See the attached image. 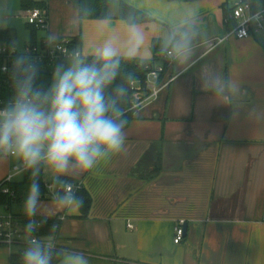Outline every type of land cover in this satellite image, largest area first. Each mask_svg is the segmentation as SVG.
I'll return each instance as SVG.
<instances>
[{
    "label": "crops",
    "instance_id": "obj_1",
    "mask_svg": "<svg viewBox=\"0 0 264 264\" xmlns=\"http://www.w3.org/2000/svg\"><path fill=\"white\" fill-rule=\"evenodd\" d=\"M27 1L47 8L48 30L37 33V41L50 33L56 41L80 37L78 51L89 58L114 32L123 39L122 3L151 19L140 23L148 43L175 10L188 5L107 0L111 21H81L79 0ZM240 1L198 0L205 39L192 65L185 71L164 61L166 70L157 85H168L135 111L126 128L127 152L95 172L70 178L81 184L92 204L87 217L79 208L46 219L61 222L57 237L50 239L59 248L83 251L89 264H264V35L221 42L236 26V21H225ZM248 1L253 12L264 9V0ZM105 23L111 27L99 31ZM26 26L30 35L25 47L32 35ZM147 56L145 62L154 61L153 50ZM206 64L239 80L245 93L233 103L241 107L217 103L201 90ZM10 168L0 167V183ZM26 179V173L13 177L10 184L20 194L10 208L0 203V217L24 216ZM39 182L44 207L50 203L45 186L51 181L41 175ZM35 218L45 220L40 214ZM181 221L185 238L177 245L175 230ZM16 252L18 248L0 243V264H11Z\"/></svg>",
    "mask_w": 264,
    "mask_h": 264
},
{
    "label": "clouds",
    "instance_id": "obj_2",
    "mask_svg": "<svg viewBox=\"0 0 264 264\" xmlns=\"http://www.w3.org/2000/svg\"><path fill=\"white\" fill-rule=\"evenodd\" d=\"M245 9L244 22L261 20L260 11L249 16ZM104 19L111 21L112 17ZM125 23L123 39L114 32L90 58L73 50L55 65L47 85L40 82V66L25 44L16 40L9 47L13 55L11 95L0 107V167L11 165L9 178L30 175L22 205L27 223L20 264H89L83 251L58 249L53 240L34 235L41 223L35 217L40 214L46 220L57 211L79 209L83 199L70 178L95 172L127 152V118L122 105L128 89L124 80H118L125 64L143 62L155 49V55L186 71L205 39L206 22L198 11V0H188L186 8L175 10L155 30L151 43L135 19ZM8 26L7 20L0 22V30ZM109 27L105 23L98 30ZM56 43L54 33L45 39L48 48ZM200 81L201 90L211 93L215 102L241 107L233 103L245 93L238 79L225 78L206 64ZM41 175L51 181L50 203L44 207L40 203Z\"/></svg>",
    "mask_w": 264,
    "mask_h": 264
},
{
    "label": "built area",
    "instance_id": "obj_3",
    "mask_svg": "<svg viewBox=\"0 0 264 264\" xmlns=\"http://www.w3.org/2000/svg\"><path fill=\"white\" fill-rule=\"evenodd\" d=\"M247 7L249 16L254 14L252 10L251 3L248 0H241L231 12L228 13L226 23L231 21H236V26L233 27L231 33L225 39L221 40L224 42L228 40L229 37H235L237 39H246L253 36L264 35V9L260 10L261 20L256 22L252 19H248L247 22H244L246 16ZM23 17L27 20L28 25L33 26L39 31L48 30V15L44 10L33 9L27 10L23 13ZM72 41L68 37L62 38L57 41L54 48H48L45 44V40L37 41V43L31 44L28 43L26 49L29 53L36 59L40 66L48 65L49 68H52L59 62H63L66 57L73 51L72 50ZM0 56L5 59V64L0 66V73L2 75H7L11 69L10 64H12L13 55L9 52V47L5 45H0ZM162 58L160 61L154 59L153 62L148 63L145 66L146 78L143 83L133 81L131 83V89L133 91L132 98V109L137 110L144 104L149 101L151 98L156 97L162 88L167 87L168 83H165L164 86L160 87L157 85V82L160 80L161 76L165 73V64ZM152 90L151 92L149 90ZM7 102L0 98V107ZM10 175L6 177L4 182L6 185L1 189V193L5 195H10L13 198L14 192H12L8 185L12 182L13 178H9ZM73 184V183H72ZM46 184V188L48 189ZM77 191L82 189L81 184H74ZM37 221H40L38 230L34 235L38 236L37 233L42 228L46 220H40L35 218ZM27 222H24L22 218L15 217L13 214L8 213L0 217V243L8 247H16L18 251L23 250L25 247V239L23 233V226ZM132 228V226H130ZM185 238V222L181 221L177 224L175 230V244L179 245L184 241ZM57 246V245H56ZM58 247V246H57Z\"/></svg>",
    "mask_w": 264,
    "mask_h": 264
},
{
    "label": "trees",
    "instance_id": "obj_4",
    "mask_svg": "<svg viewBox=\"0 0 264 264\" xmlns=\"http://www.w3.org/2000/svg\"><path fill=\"white\" fill-rule=\"evenodd\" d=\"M169 1H181V2H188V0H169ZM23 9L25 10H33V9H41L47 12V8L41 3H32L27 0H23ZM108 16V8H107V0H79V18L81 21L83 20H105L104 18ZM120 18L122 20L128 19H135L138 23H146L150 22L151 19L147 16L143 15L142 13L134 10L133 8L127 6L126 4H121L120 6ZM32 35L29 40V43L36 44L37 37L36 34L42 31L35 29L33 26H30ZM69 40L72 41V50H78L81 46V38L80 37H68ZM46 37H43L42 40H45ZM13 42V32L12 30H5L0 31V45H5L10 47ZM154 59L157 61L161 59L158 55H155V49H153ZM5 59L0 56V66L5 64ZM148 62H137L131 61L125 64L123 68V73L118 80H124L126 87L128 89L126 99L122 105L125 110L126 118H127V125L126 128L131 124L134 113L136 110L132 109V98H133V91L131 89V83L133 81L143 83L146 78V70L145 66ZM12 64H10L11 67ZM40 66V65H39ZM55 65L52 68H49L48 65L40 66V82L47 85L52 75V71ZM166 70V67H165ZM130 77V80L128 79ZM11 95V85L9 80V73L7 75H2L0 73V98L4 100H8ZM27 179L26 182L30 183V175L26 173ZM6 185L3 181L0 183V203L5 205L6 207L10 208L11 204L18 199L19 196V189L18 186L14 184L8 185L9 189L14 192V197L10 195H5L1 193V189ZM40 185V182H39ZM77 195L83 199V204L80 207L81 212L83 213V217H87L91 208L92 200L91 197L85 192L82 188L81 190L77 191ZM15 217L22 218L24 222H27L25 216H18L14 215ZM61 222L57 219H49L46 220L43 224L40 231L37 233L38 237L42 239H54L57 237V229ZM55 240V239H54ZM58 249H61L57 247ZM23 250H20L16 253H13L11 256V264H20V256Z\"/></svg>",
    "mask_w": 264,
    "mask_h": 264
},
{
    "label": "rangeland",
    "instance_id": "obj_5",
    "mask_svg": "<svg viewBox=\"0 0 264 264\" xmlns=\"http://www.w3.org/2000/svg\"><path fill=\"white\" fill-rule=\"evenodd\" d=\"M24 13L22 0H0V22L7 20L8 28L15 31V41L25 44L30 32L26 26L27 20L22 17Z\"/></svg>",
    "mask_w": 264,
    "mask_h": 264
}]
</instances>
